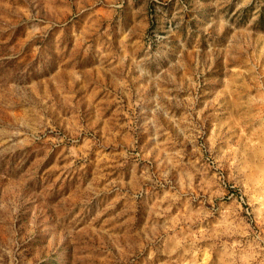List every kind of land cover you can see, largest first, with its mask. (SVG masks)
Masks as SVG:
<instances>
[{
	"label": "rangeland",
	"instance_id": "obj_1",
	"mask_svg": "<svg viewBox=\"0 0 264 264\" xmlns=\"http://www.w3.org/2000/svg\"><path fill=\"white\" fill-rule=\"evenodd\" d=\"M0 264H264V0H0Z\"/></svg>",
	"mask_w": 264,
	"mask_h": 264
}]
</instances>
